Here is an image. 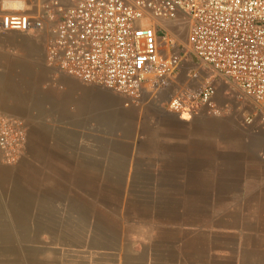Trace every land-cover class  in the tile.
Listing matches in <instances>:
<instances>
[{
	"label": "crops",
	"instance_id": "obj_1",
	"mask_svg": "<svg viewBox=\"0 0 264 264\" xmlns=\"http://www.w3.org/2000/svg\"><path fill=\"white\" fill-rule=\"evenodd\" d=\"M52 1L74 0L0 14ZM51 29L0 31V116L27 131L15 161L0 149V264H264V158L232 129L241 94L216 81L215 117L169 107L205 71L135 99L85 84L48 61Z\"/></svg>",
	"mask_w": 264,
	"mask_h": 264
},
{
	"label": "built area",
	"instance_id": "obj_2",
	"mask_svg": "<svg viewBox=\"0 0 264 264\" xmlns=\"http://www.w3.org/2000/svg\"><path fill=\"white\" fill-rule=\"evenodd\" d=\"M48 22V61L85 84L135 99L166 87L183 67L193 77L205 71L209 79L179 91L170 108L220 116L219 81L249 104L245 122L264 129V0L52 1L38 14L1 13L0 31L28 32ZM26 141L21 121L0 116L5 161H15Z\"/></svg>",
	"mask_w": 264,
	"mask_h": 264
},
{
	"label": "rangeland",
	"instance_id": "obj_3",
	"mask_svg": "<svg viewBox=\"0 0 264 264\" xmlns=\"http://www.w3.org/2000/svg\"><path fill=\"white\" fill-rule=\"evenodd\" d=\"M182 34L185 35V30L183 31V29H182ZM243 100L245 101V99ZM248 110H250V106L247 103V106L244 112L246 113L248 112ZM215 117H218V116H215ZM232 124H234V126L232 125V129L234 131L235 136L237 135V138L239 139L240 148L241 149L253 148L259 152L261 157L264 158V144L254 139L252 132H250L251 127L249 125L251 124H248L245 122L244 116H241L238 121L235 120L234 123Z\"/></svg>",
	"mask_w": 264,
	"mask_h": 264
}]
</instances>
